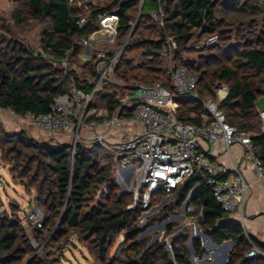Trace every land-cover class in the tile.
Here are the masks:
<instances>
[{"label": "trees", "instance_id": "trees-1", "mask_svg": "<svg viewBox=\"0 0 264 264\" xmlns=\"http://www.w3.org/2000/svg\"><path fill=\"white\" fill-rule=\"evenodd\" d=\"M15 2L11 21L0 16V109L16 115L48 114L53 100L66 93L72 81L79 89L88 90L95 78L94 54L82 63L77 41L97 29L98 14L115 10L119 22L116 43L106 48L110 55L127 39L128 23L137 19L114 70L115 79L124 85L159 83L172 92L170 69L162 52L165 38L172 37L176 44L172 62L200 76L196 91L201 98H214L215 84L226 86L227 95L218 107L227 123L252 137L254 153L264 165V134L255 106L264 97V3L144 0L140 7L141 0H97L87 24L80 28L76 21L82 10L69 0ZM158 6L165 14L163 26L150 18ZM32 21L43 24L41 50L57 59L69 51L68 70L34 56L32 48L14 31L25 29ZM211 35L218 36L214 47L192 48L193 43ZM188 54L193 57L184 56ZM127 92L125 87L105 86L95 95L92 106L112 117ZM131 114L132 106L120 112L121 116ZM204 114L199 102L178 100L179 121L200 125ZM0 157L21 178L29 179L37 192L36 203L45 214L43 228H30L33 236H29L17 208L0 212V264H61L60 258H50V252L44 257L40 254L53 243L66 242L70 235L87 249L94 264H189L187 239L182 235L173 238L170 254L162 243L147 248L146 242L137 240L148 225L139 226L143 210L140 205L128 208L133 196L119 193L114 182L116 161L97 144L80 142L72 152L69 144L42 143L24 131L8 133L0 125ZM190 192L191 204L203 210V233L217 245L232 242L226 264H264L263 256L247 257L251 247L243 228L214 201L201 172H195L172 192V201L160 211L162 219L170 216ZM171 226L167 225L168 231ZM121 234L124 258L111 259L110 251ZM30 238L41 246L39 252L31 248ZM192 249L201 254L198 239Z\"/></svg>", "mask_w": 264, "mask_h": 264}, {"label": "built area", "instance_id": "built-area-1", "mask_svg": "<svg viewBox=\"0 0 264 264\" xmlns=\"http://www.w3.org/2000/svg\"><path fill=\"white\" fill-rule=\"evenodd\" d=\"M256 1L264 3V0ZM69 2L82 10L76 22L80 28L85 26L96 1ZM143 3L144 0H141L140 7ZM115 12L98 14L97 29L77 41L82 48V63L88 60L91 53L94 54L95 78L89 82L88 90L79 89L72 81L68 91L53 100L48 114L16 115L9 111L10 115L46 136L70 140L72 152L81 142L86 145L97 144L112 155L116 161L114 182L132 194L133 201L129 209L141 206L143 214L140 219L147 217L144 214L152 207L153 201L157 200L156 193L164 195L166 201L171 202L172 192L195 172H201L214 201L244 230L245 208L252 185L257 184L264 193V165L254 153L252 137L227 123L218 107L227 94L226 86L215 84V97L201 98L196 91L200 76L172 62L176 53L172 37H166L162 44V52L170 69L172 92L159 83L120 84L115 79L114 70L137 19L128 23L130 32L127 39L119 50L110 55L106 48L115 45L119 22ZM164 16L160 6L150 13L152 21L159 26H163ZM217 43L218 36L211 35L193 43L192 48L199 51L212 48ZM31 48L34 56L57 64L63 70L70 68L69 51L57 59L39 47ZM105 86L128 89L112 117H108L104 111L98 112L92 106L95 95ZM178 100H194L202 105L205 114L200 119V125L177 119ZM129 105L132 106L131 116H121L120 112ZM258 116L261 121L260 130L264 134V108L258 110ZM234 147L240 150L239 158L235 157ZM218 158H223V161ZM244 169L253 173V182L246 178ZM191 195L192 192L181 205L172 210L167 218L171 222H167L165 226L176 220L183 221L184 231L177 236L186 235L189 251L196 255L192 243L202 237L203 210L191 204ZM23 221L29 228L41 230L45 223L44 211L36 202L32 203L23 213ZM166 229L167 227L163 234ZM173 233L170 232L171 235ZM244 234L251 247L247 257L263 256L247 232L244 231ZM29 241L31 248L39 252L41 246L33 238ZM172 245L171 242L164 248L171 253Z\"/></svg>", "mask_w": 264, "mask_h": 264}, {"label": "rangeland", "instance_id": "rangeland-1", "mask_svg": "<svg viewBox=\"0 0 264 264\" xmlns=\"http://www.w3.org/2000/svg\"><path fill=\"white\" fill-rule=\"evenodd\" d=\"M15 6V0H0V16H4L9 21H11ZM42 28V23L32 21L25 29L18 31L17 28H14V31L17 34L19 33V35L25 40L29 47L37 48L39 47L40 33ZM184 56H186L187 58H192L193 54H188ZM255 106L257 110L264 108V97L257 100ZM11 121H13V127L12 129H10V131H8V133H17L20 131H24L28 137H31L42 143H51L52 145H54L51 142V138L53 137L46 136L40 133L39 131L24 125L15 118H13V120ZM0 125L3 127L1 123ZM59 139H61V137H59ZM66 142L70 143V141L67 140ZM59 143L61 144L62 141L60 140ZM59 143L55 142V144ZM36 182H39V179ZM118 188L120 194H128L125 188L124 190L120 187ZM155 195L157 196V200L153 201L155 203H153L152 207L144 214V216L147 217L142 219L139 218L138 221L140 227H144L146 224H148L146 225L147 228L144 233H142L137 239L140 242H146L147 248L151 247L155 243H162L164 244V247H166L167 244H171L174 237H176L180 232L184 231V227L182 225L183 221L176 220L172 222L171 230L168 231L166 229L165 233L163 234V230L165 229V227H167L165 226L166 223L171 221H167V218L170 216L165 219H162L163 215L160 214L159 211L164 205L169 203L170 200L166 201V197L160 199V197L162 196L160 193H156ZM36 197L37 192L32 186V183L29 181V179L21 178L19 172L12 171V165L5 162L0 157V212L10 213L14 210V208H17L19 212V217H21L22 219V225L25 227V231L27 232V234H29V236H33V234L31 229L23 221V213L29 208L32 203L36 202ZM170 232L174 233L171 235ZM162 234L163 238L160 239ZM202 235L206 234L202 231ZM165 240H167L168 242H165ZM198 240L200 241L202 252L200 255H193L191 251H189V260L193 257V261H189V264H219V262L222 261L224 257V250L222 248L211 246L208 241L203 238V236ZM210 241L212 242L211 239ZM123 242L124 237L121 234L117 237L110 251L111 259L124 258L123 251L125 250V248ZM57 246H59V249ZM232 247L233 245L227 251L228 258ZM45 249L46 248L43 249L44 254L42 252L40 255L44 257L45 252H50V258H60L61 264H94L93 258L89 255L87 249L80 242H78V239L75 235H70L66 242L61 241L59 243H53L52 247L47 248L46 250ZM165 250L170 254L169 249ZM228 258L226 262L228 261Z\"/></svg>", "mask_w": 264, "mask_h": 264}, {"label": "crops", "instance_id": "crops-1", "mask_svg": "<svg viewBox=\"0 0 264 264\" xmlns=\"http://www.w3.org/2000/svg\"><path fill=\"white\" fill-rule=\"evenodd\" d=\"M11 120H13V118L9 111L0 109V123L3 125L6 132L10 131V129L13 127V121ZM60 140L65 144H69V142H66V140L70 141L63 138H51V142L53 144H55V142L59 143ZM234 154L235 157L239 158L240 150L237 147H234ZM218 159L223 161V158ZM244 174L249 181L253 182L254 175L250 170L244 169ZM245 216L244 231L247 232V234L253 239V242L256 244L264 257V193L255 183L252 185L248 196V201L245 208ZM229 218L235 220L231 215H229Z\"/></svg>", "mask_w": 264, "mask_h": 264}, {"label": "water", "instance_id": "water-1", "mask_svg": "<svg viewBox=\"0 0 264 264\" xmlns=\"http://www.w3.org/2000/svg\"><path fill=\"white\" fill-rule=\"evenodd\" d=\"M202 236H203V238H204L205 240L208 241V243H209L211 246H213V247H217V248H222V249L224 250V257H223L222 261L219 262V264H225V262H226V260H227V258H228L227 251H228L229 248H231V246L233 245L232 242H231V241H226V242H224V243L221 244V245H216V244H214V243H212V242L210 241V238H209L208 236H206V235H202ZM182 237H183L184 239L187 238L186 235H182ZM189 261L192 262V258H191Z\"/></svg>", "mask_w": 264, "mask_h": 264}, {"label": "bare ground", "instance_id": "bare-ground-1", "mask_svg": "<svg viewBox=\"0 0 264 264\" xmlns=\"http://www.w3.org/2000/svg\"><path fill=\"white\" fill-rule=\"evenodd\" d=\"M217 245V244H216ZM221 260V259H220ZM219 261V260H218Z\"/></svg>", "mask_w": 264, "mask_h": 264}]
</instances>
